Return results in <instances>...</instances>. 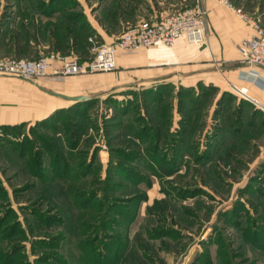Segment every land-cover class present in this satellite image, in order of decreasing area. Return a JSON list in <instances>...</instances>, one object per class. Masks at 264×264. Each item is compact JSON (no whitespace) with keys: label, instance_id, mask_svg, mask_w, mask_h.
Returning <instances> with one entry per match:
<instances>
[{"label":"rangeland","instance_id":"rangeland-1","mask_svg":"<svg viewBox=\"0 0 264 264\" xmlns=\"http://www.w3.org/2000/svg\"><path fill=\"white\" fill-rule=\"evenodd\" d=\"M27 6L41 54L80 60L104 43L97 29L142 13L140 0ZM119 80L0 125V264H264V117L212 85Z\"/></svg>","mask_w":264,"mask_h":264},{"label":"crops","instance_id":"crops-1","mask_svg":"<svg viewBox=\"0 0 264 264\" xmlns=\"http://www.w3.org/2000/svg\"><path fill=\"white\" fill-rule=\"evenodd\" d=\"M254 1L258 0H140L142 13L136 21L159 19L199 2L206 9L207 43L191 44L185 38H179L172 50L162 44H154L134 54L118 50L117 71L115 68L114 72L70 75L64 81L23 79L0 74V125L37 122L55 110L71 105L81 90L87 88L100 92L124 83L119 79L129 75L136 81L137 87L158 86L157 92H161L159 85L192 90L198 84L212 85L217 95L231 94L239 102L248 104L251 110L264 115V70L242 65L237 49L242 40L255 33L251 20H259L264 26V0H259L263 2L262 6L259 5L260 11L258 7L251 9L249 4ZM27 3H32V0H0V57L36 58L44 52L46 46L33 34L34 20L26 19L29 18ZM236 9L250 19H245ZM44 16L42 11L35 19L38 22L41 18L38 24L42 28ZM115 20L116 26L97 29L99 40L112 43L122 33L120 28H126L129 23L125 24L123 18ZM76 59L79 62L88 61ZM251 69L259 71L263 79L258 84L245 78L251 74Z\"/></svg>","mask_w":264,"mask_h":264},{"label":"built area","instance_id":"built-area-1","mask_svg":"<svg viewBox=\"0 0 264 264\" xmlns=\"http://www.w3.org/2000/svg\"><path fill=\"white\" fill-rule=\"evenodd\" d=\"M227 4L232 6L228 1ZM236 11L245 19H250L240 9ZM250 23L255 33L238 45L239 61L250 68L257 66L264 70V26L259 20H251ZM179 38H185L191 44L207 43L206 9L199 2L159 19L143 18L128 25L112 43L93 44L92 56L86 62H79L75 57L59 51L41 54L37 58L0 57V74L23 79L64 81L70 75L109 72L116 68L118 50L134 54L154 44H162L172 50ZM250 71L253 73L245 78L255 84L263 80L259 71Z\"/></svg>","mask_w":264,"mask_h":264},{"label":"trees","instance_id":"trees-1","mask_svg":"<svg viewBox=\"0 0 264 264\" xmlns=\"http://www.w3.org/2000/svg\"><path fill=\"white\" fill-rule=\"evenodd\" d=\"M191 89V88H190ZM216 89V88H215ZM192 90V89H191ZM224 94H226V93H224ZM224 94L222 95V97H224ZM229 96H232L231 94H228ZM222 97H221V99H222ZM233 97V96H232ZM234 98V97H233ZM240 104L241 103H244L243 101H241V102H239ZM238 108V107H237ZM254 109H256V108H254ZM255 111L256 112H258L259 114H261L259 111H257V110H251V112H249V115H256V114H254L255 113ZM263 117H264V115L263 114H261ZM187 132V131H186ZM162 140V139H161ZM164 140V139H163ZM157 142H158V140H157Z\"/></svg>","mask_w":264,"mask_h":264},{"label":"water","instance_id":"water-1","mask_svg":"<svg viewBox=\"0 0 264 264\" xmlns=\"http://www.w3.org/2000/svg\"><path fill=\"white\" fill-rule=\"evenodd\" d=\"M73 99H77V97H74Z\"/></svg>","mask_w":264,"mask_h":264}]
</instances>
